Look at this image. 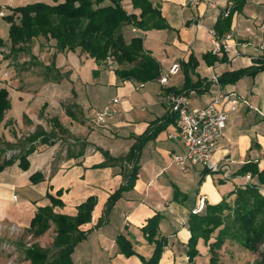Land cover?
I'll use <instances>...</instances> for the list:
<instances>
[{
	"label": "crops",
	"instance_id": "0c3cea01",
	"mask_svg": "<svg viewBox=\"0 0 264 264\" xmlns=\"http://www.w3.org/2000/svg\"><path fill=\"white\" fill-rule=\"evenodd\" d=\"M14 1L0 0V11L5 12L0 18L6 21V27L0 26V36L5 45L10 44L11 23L7 16H14L18 21L17 7L44 2L16 4ZM62 1L44 3L54 5ZM230 1L150 0L161 12L166 26L145 30L127 24L122 29L127 42L133 37H141L144 53L159 64L160 76L146 81L136 75H127L135 64L113 60L109 65L107 59L98 62L80 47L59 51L54 39L35 38L29 44L32 55L21 52L17 62L24 64L31 57H38L45 71L38 73L19 66L17 87L27 95L17 98L20 102L28 100L30 103L17 116L18 128L29 126V130L34 131L42 126L45 131L56 134L52 143H39L29 154L27 169L19 164L22 144L16 148L15 162L0 172V220L30 232L31 221L40 207L50 206L55 213L75 216L78 206L94 196L97 204L90 214L91 221L80 226L88 231V236L77 244L72 254L77 264H81V255H84L82 263L85 264H147L155 243L149 241L143 228L157 215L160 219L158 237H165L168 243L159 264H177L178 260L190 264L188 220L200 199L204 197L206 203L215 204L237 187L255 181L237 174L245 163L253 162L259 169H264V70L241 78L253 80L252 87L242 95L248 104L241 103L239 109L229 115L214 153L217 161L228 159L231 178L224 179L219 173H211L203 165L180 170L172 162L173 154L183 152L185 145L167 103V95L185 92L190 107L205 106L212 99V87L188 90L184 87L186 79L190 86L198 84L210 80L214 73L220 77L250 67L263 55L259 45L264 41V0H246L242 10L232 15L231 21V32L242 54L228 60H222L223 55H216L215 60L210 56V61L203 58L212 50L210 31L215 29L222 10ZM111 3V0L103 2L104 6ZM122 5L128 13L137 16L141 13L140 8L132 6L131 0H123ZM175 62L180 63V71L170 76L167 85L162 84L159 78L168 73ZM62 77L76 86L68 88L64 95L39 94L42 85L47 87L49 82L59 81ZM26 82L31 84L30 87L23 86ZM237 83L223 86L237 91ZM34 84L39 88L31 89ZM116 98L119 99L114 104L117 112L108 115L105 124L95 123L93 111L104 108ZM43 109L46 124L39 119ZM6 115L7 112L1 126ZM148 133L153 135L141 147L134 187L123 192L106 213V202L121 186L124 176L119 165H98L107 162L105 153L112 157L125 156L140 137ZM16 135L20 137V134ZM6 141L14 143L13 138L6 137ZM37 171L42 172L43 180L33 183L30 175ZM57 190L63 191L60 196L63 205L53 206L50 196H57ZM50 228L55 230V224L52 223ZM120 235L132 243L133 254L127 255L121 250ZM206 255L210 257L208 249Z\"/></svg>",
	"mask_w": 264,
	"mask_h": 264
},
{
	"label": "trees",
	"instance_id": "16d2710c",
	"mask_svg": "<svg viewBox=\"0 0 264 264\" xmlns=\"http://www.w3.org/2000/svg\"><path fill=\"white\" fill-rule=\"evenodd\" d=\"M111 1V4L105 6L103 4L105 0H64L54 5L35 2L17 7L15 11L19 14L18 21L14 16H7V20L11 23L9 24L10 52L18 56L21 52L29 51V44L35 38L43 36L54 39L59 51L75 50L80 47L98 62L112 57L118 62L135 64L131 70L127 71V75H136L145 81L159 77L161 73L159 64L154 58L144 53L143 39L133 37L127 42L122 29L127 24H133L145 30L165 27L161 12L150 0H131L132 6L141 9L139 16L128 13L122 5L123 0ZM231 2L233 5H228L222 10L215 25V30L220 36L231 31L232 15L242 10L246 0ZM226 11L228 15H225ZM4 46L5 41L0 36V49ZM210 56H213L214 60L217 58L212 51L205 54L203 58L208 61ZM192 59L193 57H190V60ZM222 60H228L227 56L224 55ZM263 70L264 55L256 59L250 67L223 74L219 77V81L222 85L236 83L245 76H254ZM210 86L209 80L190 86L186 79L184 87L188 90H208ZM9 95V90L0 86V126L11 105ZM55 134L54 131L47 132L42 126H38L27 136L19 151L20 166L27 169L29 154L37 148L39 143L41 145L52 143L51 139ZM152 135L148 133L140 137L139 142L125 156L112 157L109 153H105L107 162L98 166L119 165L122 167L124 176L121 186L110 195L106 202V213L122 197L123 192L134 187L139 170L141 147ZM6 144L10 149L14 145L8 141ZM4 151L2 149L1 152ZM13 162H15L14 156L0 159V172ZM248 173H251V179L256 180L237 187L218 203H206L201 212L191 213L188 220L191 233L187 251L189 261H193L200 253L198 243L202 239L208 245L209 264H224V249L227 246L228 249L241 248L240 250L256 256L255 261H246L241 264H264V253L260 251L264 243V169H259L256 163L248 162L237 172L242 176ZM30 176L33 183L43 180L42 172L37 171ZM62 193V190H57V196H50L53 206L63 205L60 199ZM232 195L235 197L231 198ZM96 204L97 199L94 196L88 197L78 206L75 216L55 213L50 206L40 207L31 221L30 232L35 236H41L53 223L56 226L57 235L51 248L44 249L37 245L25 250L26 258L31 261L30 264H75L72 257L74 249L88 236V231L82 230L80 226L91 221L90 214ZM159 221L157 215L143 228L149 241L155 243V250L152 257L146 260L147 264H159L164 248L168 244L165 237H158ZM128 240L124 235H120L118 244L125 254L130 255L135 250Z\"/></svg>",
	"mask_w": 264,
	"mask_h": 264
},
{
	"label": "built area",
	"instance_id": "2783aa9c",
	"mask_svg": "<svg viewBox=\"0 0 264 264\" xmlns=\"http://www.w3.org/2000/svg\"><path fill=\"white\" fill-rule=\"evenodd\" d=\"M233 5L230 1L229 6ZM2 16L4 11H0ZM225 15H228L226 11ZM212 36V53L215 55H226L228 59H233L241 55L238 42L233 33L227 32L224 35H219L217 30L210 31ZM260 50L264 55V41L259 45ZM109 65L113 64L112 57H107ZM181 69L180 63L175 62L170 67L168 73L161 75L159 81L167 85L171 75L177 74ZM212 99L208 104L202 107H190L188 95L185 92L169 93L167 95V103L170 106L171 112L175 116L176 124L181 131L182 142H184L185 150L180 153H175L172 156V162L177 165L180 170H189L193 166L203 165L211 173H219L222 178H231L230 165L228 159L224 158L217 161L214 158V153L218 148V140L224 133L227 126L229 115L237 111L241 103L248 102L239 95L236 91L227 90L219 81V76L213 74L211 79ZM119 102L116 98L113 102L107 104L104 108L93 111V119L95 123L103 125L106 123L108 115L117 112L114 104ZM247 179L251 178V173L245 175ZM16 199L17 196L14 195ZM206 205L205 198L202 197L194 213L201 212ZM14 232L19 231L16 224L11 225ZM4 227L0 223V237H2ZM6 247V243L4 244Z\"/></svg>",
	"mask_w": 264,
	"mask_h": 264
},
{
	"label": "rangeland",
	"instance_id": "374dc122",
	"mask_svg": "<svg viewBox=\"0 0 264 264\" xmlns=\"http://www.w3.org/2000/svg\"><path fill=\"white\" fill-rule=\"evenodd\" d=\"M35 1H44L48 3H52L53 0H15L14 2L16 4H25ZM57 2V0H55ZM6 27V21H4L2 18H0V26ZM4 33V37H7L4 29H1ZM8 38V37H7ZM6 38V39H7ZM33 42V41H32ZM31 42V44H32ZM31 45H29L30 49ZM11 44H7L4 47L0 49V86L5 87L9 90L10 97H11V105L9 109L7 110L6 119L4 121V124L0 128V159L3 160L5 158H10L11 156H14V158H17V149L27 139V136H29L34 131L29 130L30 127L23 126V128H18L19 124L17 123V116L20 115L24 111V107L27 105L29 106V101L25 100L24 102H20L18 100V95H27L22 90L18 89V76L17 73L19 70V66L21 63L17 62V57L10 52ZM27 54H31L30 51H26ZM32 55V54H31ZM29 57V56H27ZM35 58V59H34ZM31 60L25 62L24 64H21L25 70L30 69L35 72H41L44 73V64L41 60L38 59V57H31ZM28 66V67H27ZM22 69L24 70V68ZM34 67V68H33ZM33 68V69H32ZM253 80L248 78L246 80L240 79L237 82V93L239 95H244L247 93V88H251L253 85ZM31 84L29 82H26L23 86L24 87H30ZM39 85L34 84L31 89H35ZM76 86V84H72L69 79L67 81V78H60L59 81H53L49 82L47 87L45 85H42L40 95H53L52 92H55L54 95H64L68 88H72ZM39 88V87H38ZM38 94V95H39ZM251 95V94H250ZM29 102V103H28ZM26 106V107H27ZM44 109L39 112V119L43 121L44 124H46V116H44ZM38 114V113H37ZM23 122H26L25 119H23ZM45 126V125H44ZM37 128V127H36ZM16 134H20V137L17 138ZM12 139L14 141V145L12 149H10L6 144V137ZM15 137V139H14ZM18 145V146H17ZM2 149H4V152H1ZM0 223L3 224L4 230L2 233V237H0V264H30L31 261L26 258L25 250L34 247L39 246L42 248H51L52 244L54 243V239L57 235L56 229L50 228L41 236H35L32 234V232H29L28 229L22 230L19 228L18 232H14L11 229V225L6 223L4 220H0ZM82 242V241H81ZM6 243V247L4 244ZM208 245L205 243V241H200L198 243V250L199 254L194 258L193 261H189L190 264H209V258L206 255ZM228 247V246H227ZM225 248L224 249V264H241L246 261H255L256 256L252 255L250 252L242 251L241 248ZM188 248V247H187ZM53 251L55 249H52ZM78 250V249H77ZM261 253H264V243L261 245L260 248ZM80 257L84 258V255H81ZM82 258L80 260L81 264L85 260ZM208 258V259H207ZM207 259V260H206ZM74 260V259H73ZM75 262V261H74ZM75 264H77L75 262ZM177 264H182V261L178 260Z\"/></svg>",
	"mask_w": 264,
	"mask_h": 264
}]
</instances>
